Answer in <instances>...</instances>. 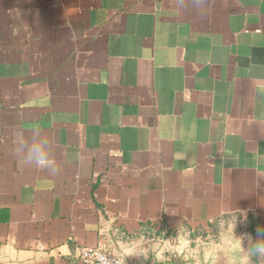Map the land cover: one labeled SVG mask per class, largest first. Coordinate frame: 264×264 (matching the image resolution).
Here are the masks:
<instances>
[{"label": "crops", "instance_id": "0c3cea01", "mask_svg": "<svg viewBox=\"0 0 264 264\" xmlns=\"http://www.w3.org/2000/svg\"><path fill=\"white\" fill-rule=\"evenodd\" d=\"M258 226L264 0H0V264H231Z\"/></svg>", "mask_w": 264, "mask_h": 264}, {"label": "clouds", "instance_id": "9594fccd", "mask_svg": "<svg viewBox=\"0 0 264 264\" xmlns=\"http://www.w3.org/2000/svg\"><path fill=\"white\" fill-rule=\"evenodd\" d=\"M14 151L21 157L20 162L24 165L46 168L52 174L58 171L56 161L50 153L48 138L38 127H33L30 139L26 138L22 132L19 133ZM256 232L257 238L252 239L248 234L235 237L233 230L234 239L240 241L241 252L238 257L232 259L231 264H252L253 259H264V227L258 226ZM245 240L248 241L246 247Z\"/></svg>", "mask_w": 264, "mask_h": 264}, {"label": "built area", "instance_id": "2783aa9c", "mask_svg": "<svg viewBox=\"0 0 264 264\" xmlns=\"http://www.w3.org/2000/svg\"><path fill=\"white\" fill-rule=\"evenodd\" d=\"M80 264H123L122 258L107 252L103 246L78 250Z\"/></svg>", "mask_w": 264, "mask_h": 264}, {"label": "water", "instance_id": "95a60500", "mask_svg": "<svg viewBox=\"0 0 264 264\" xmlns=\"http://www.w3.org/2000/svg\"><path fill=\"white\" fill-rule=\"evenodd\" d=\"M126 262H127V261H126ZM127 264H128V262H127ZM137 264H152V263H151V260H150V259H148V260H144V259L141 258L140 262H138ZM154 264H177V262L174 261L173 258H171L170 260L164 261L163 263H162V262L159 263V262H156V261H155Z\"/></svg>", "mask_w": 264, "mask_h": 264}, {"label": "rangeland", "instance_id": "374dc122", "mask_svg": "<svg viewBox=\"0 0 264 264\" xmlns=\"http://www.w3.org/2000/svg\"><path fill=\"white\" fill-rule=\"evenodd\" d=\"M235 225H236V226H235ZM235 225H234V226L237 228L236 230H238V231L240 230V228H242V225H241L238 221L235 222ZM193 249H194V250H197V248H193ZM176 262H177V264H197V263H195V262H191V263H189V262H185V263H184V261H179V262H178L177 260H176ZM218 264H223V263H220V262H219Z\"/></svg>", "mask_w": 264, "mask_h": 264}, {"label": "trees", "instance_id": "16d2710c", "mask_svg": "<svg viewBox=\"0 0 264 264\" xmlns=\"http://www.w3.org/2000/svg\"><path fill=\"white\" fill-rule=\"evenodd\" d=\"M250 228H252V227H250Z\"/></svg>", "mask_w": 264, "mask_h": 264}]
</instances>
